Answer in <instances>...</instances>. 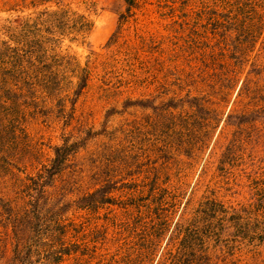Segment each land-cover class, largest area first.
<instances>
[{"label":"rangeland","instance_id":"obj_1","mask_svg":"<svg viewBox=\"0 0 264 264\" xmlns=\"http://www.w3.org/2000/svg\"><path fill=\"white\" fill-rule=\"evenodd\" d=\"M0 264H264V0H0Z\"/></svg>","mask_w":264,"mask_h":264}]
</instances>
